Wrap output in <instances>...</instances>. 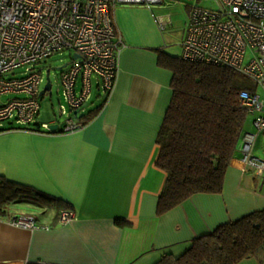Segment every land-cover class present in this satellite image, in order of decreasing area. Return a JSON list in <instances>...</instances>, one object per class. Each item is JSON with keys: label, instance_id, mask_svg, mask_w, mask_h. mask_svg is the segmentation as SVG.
Here are the masks:
<instances>
[{"label": "crops", "instance_id": "1", "mask_svg": "<svg viewBox=\"0 0 264 264\" xmlns=\"http://www.w3.org/2000/svg\"><path fill=\"white\" fill-rule=\"evenodd\" d=\"M114 16L126 44L116 87L110 95L99 91L102 101L95 108L74 114L79 122L103 106L95 118L74 132L0 133V176L58 197L76 213L73 223L53 227L58 209L17 203L16 215L34 213L51 229L31 230L0 219V262L156 264L167 253L183 255L195 238L218 226L264 210V175L244 174L233 162L223 193L196 194L158 216L168 173L157 165V140L174 78L159 65V50L181 56L166 43L153 8L120 5ZM253 131L247 124L245 132ZM257 147L255 154L262 157ZM241 155L240 148L236 159ZM144 227L149 235L142 234ZM239 264L264 263L251 257Z\"/></svg>", "mask_w": 264, "mask_h": 264}, {"label": "built area", "instance_id": "2", "mask_svg": "<svg viewBox=\"0 0 264 264\" xmlns=\"http://www.w3.org/2000/svg\"><path fill=\"white\" fill-rule=\"evenodd\" d=\"M207 1L209 6L200 3L191 11L181 57L231 67L253 80L257 90L244 91L240 101L250 115H255V131L244 133L242 155L234 164L244 174L264 175V158L255 154L264 133V96L259 92L264 91V0ZM161 3L163 0H0V127L7 121L37 127L45 83L43 71L37 66L56 52L71 50L73 59L62 75L68 102L62 110L68 118L59 128L62 132L82 128L73 113L84 110L92 98L94 76L99 78L98 87L104 94L110 95L117 84L126 44L115 25V9L120 5L153 8ZM165 24L161 23L162 29ZM26 66L23 76H17L16 72ZM7 94L27 97L1 100ZM51 126L42 123L39 129L55 132ZM75 220L73 210H64L59 225L67 226ZM9 221L31 230L51 229L25 213Z\"/></svg>", "mask_w": 264, "mask_h": 264}, {"label": "trees", "instance_id": "3", "mask_svg": "<svg viewBox=\"0 0 264 264\" xmlns=\"http://www.w3.org/2000/svg\"><path fill=\"white\" fill-rule=\"evenodd\" d=\"M159 65L174 73L173 98L157 140L161 148L157 165L168 173L158 205V216H163L196 194L224 192L226 175L240 151L250 115L240 96L244 91L255 92L257 86L237 69L186 60L161 49ZM102 107L82 115V126ZM40 126L38 123L31 129L40 131ZM4 127L0 133L28 129ZM24 202L58 209L53 227L59 225L64 210H71L58 197L0 176V219L9 221L20 215L14 213V206ZM251 257L264 263V210L222 224L212 233L195 238L183 255L167 253L156 264H239Z\"/></svg>", "mask_w": 264, "mask_h": 264}, {"label": "rangeland", "instance_id": "4", "mask_svg": "<svg viewBox=\"0 0 264 264\" xmlns=\"http://www.w3.org/2000/svg\"><path fill=\"white\" fill-rule=\"evenodd\" d=\"M203 4L209 6L211 3L207 0H163V3L156 5L153 7L156 16L158 17L160 23L166 22V27L163 30L164 37L166 39V43L172 47L173 54L182 55L180 51V45L186 39L190 18H191V11L193 7L197 4ZM180 51V52H179ZM74 52L71 50H62L56 52L50 58L42 61L38 64V69L43 71L45 76V83L42 86V91L44 90L47 82H48V75H50L53 89L52 93L48 91L45 95L40 97L42 110L39 115L38 121L42 125V123H52V122H59L64 124L67 120L68 115L63 114L62 105H67L68 102L64 95V84L62 82V75L63 72L66 70V64H69L73 59ZM250 60V56L247 57V61ZM27 71V66L18 70L16 72L17 76H23L22 73ZM94 86L92 92V98L86 102L84 106V110L93 109L98 106L101 101L97 95L99 91L98 87V77L94 76ZM260 94L264 96V91L262 89L259 90ZM27 97L24 94H7L1 97V100L8 101L12 98H25ZM70 108V106H69ZM75 113H73L74 115ZM76 115V114H75ZM82 115V112L79 114ZM255 115H249L248 117V125L253 127L254 125ZM11 125H16L17 127H21V125L17 124L13 121H7L3 123L4 128H8ZM255 128V126H254ZM258 140V147L256 153L261 154L262 158H264V133L260 136ZM30 211V210H28ZM32 216L33 215L32 213Z\"/></svg>", "mask_w": 264, "mask_h": 264}, {"label": "water", "instance_id": "5", "mask_svg": "<svg viewBox=\"0 0 264 264\" xmlns=\"http://www.w3.org/2000/svg\"><path fill=\"white\" fill-rule=\"evenodd\" d=\"M68 64L65 65V67L67 66ZM52 89H53V84H52V81H51V78H50V75H48V82L44 88V90L42 91V96L45 95L48 91H50L52 93ZM59 129V125H52L51 126V130L52 131H56Z\"/></svg>", "mask_w": 264, "mask_h": 264}, {"label": "bare ground", "instance_id": "6", "mask_svg": "<svg viewBox=\"0 0 264 264\" xmlns=\"http://www.w3.org/2000/svg\"><path fill=\"white\" fill-rule=\"evenodd\" d=\"M148 226H150V224H148ZM149 233H150V230L149 229H146V227H144L142 234L149 235Z\"/></svg>", "mask_w": 264, "mask_h": 264}]
</instances>
